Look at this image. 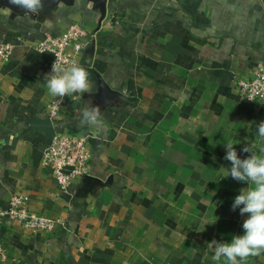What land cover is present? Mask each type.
Segmentation results:
<instances>
[{"label":"crops","instance_id":"obj_1","mask_svg":"<svg viewBox=\"0 0 264 264\" xmlns=\"http://www.w3.org/2000/svg\"><path fill=\"white\" fill-rule=\"evenodd\" d=\"M12 5L0 0L11 9L0 12V45L14 46L0 59V207L25 193L34 212L64 224L54 233L0 225V264H217L209 244L242 236L248 218L232 210L247 183L222 176L226 142L241 159L251 155L244 147H260L264 110L240 99L237 81L264 61V0H108L119 24L77 59L90 92L68 96L52 121L89 137V177L66 191L42 165L56 97L44 80L52 54L37 46L72 23L97 32L101 15L87 0L48 15ZM90 105L102 128L80 123ZM245 264H264V253Z\"/></svg>","mask_w":264,"mask_h":264},{"label":"built area","instance_id":"obj_2","mask_svg":"<svg viewBox=\"0 0 264 264\" xmlns=\"http://www.w3.org/2000/svg\"><path fill=\"white\" fill-rule=\"evenodd\" d=\"M93 6V5H92ZM119 24L117 17L106 14L100 21L97 32L90 31L81 23H72L58 36L47 35L41 41L37 50L41 53L52 54L48 66V74L52 65L58 59L61 62H76L80 54L97 37V33L108 27ZM14 46L10 43L0 45V59L8 61L13 53ZM237 93L241 100L258 103L264 110V61L254 71L250 79L237 81ZM56 97L48 105V118L57 121L63 110L64 101ZM91 148L88 136L69 135L57 132L44 150L42 165L51 170L58 187L66 191L75 182L89 177ZM30 196L25 193H14L8 207H0V225L12 226L18 224L32 233H54L64 221L47 217L31 209ZM6 249L0 244V259H6Z\"/></svg>","mask_w":264,"mask_h":264},{"label":"clouds","instance_id":"obj_3","mask_svg":"<svg viewBox=\"0 0 264 264\" xmlns=\"http://www.w3.org/2000/svg\"><path fill=\"white\" fill-rule=\"evenodd\" d=\"M25 10V14L38 15L44 8L42 0H10ZM0 12L10 16L11 9L0 8ZM51 25L50 19L45 20ZM49 94L59 97L78 95L90 92L89 72L76 62H61L58 59L53 63L51 73L44 78ZM80 123L86 126H97L102 128L104 121L99 106L90 105L80 112ZM257 139L260 143L249 144L243 148L246 153H251L247 158L241 159L234 147V144L226 142L225 159L231 162L230 168H224L227 178L246 182L247 187L240 190V194L234 198L232 210L239 208L241 215L248 214L243 221L242 236H233L230 243L217 242L213 240L209 247L214 249L212 260L225 264H245L249 257L260 256L264 253V121L256 125Z\"/></svg>","mask_w":264,"mask_h":264},{"label":"water","instance_id":"obj_4","mask_svg":"<svg viewBox=\"0 0 264 264\" xmlns=\"http://www.w3.org/2000/svg\"><path fill=\"white\" fill-rule=\"evenodd\" d=\"M73 1L74 0H42V2L44 4V8H43V10H41V13L44 15H48L49 13H51L53 11H57L59 9V6L61 3L68 5V4H71ZM87 1L91 2L93 7L100 12L101 20L104 19L106 14H107L108 0H87ZM12 7H14L15 9H19L20 12H25L24 9H22L16 5H12ZM103 94H104L105 99L110 100V97L112 95V91L110 92V89L106 85H103ZM113 98H117L116 93H115V97H113ZM48 122L50 124L49 132L51 134V138H53L57 134V130L53 126V122L50 119H48Z\"/></svg>","mask_w":264,"mask_h":264}]
</instances>
